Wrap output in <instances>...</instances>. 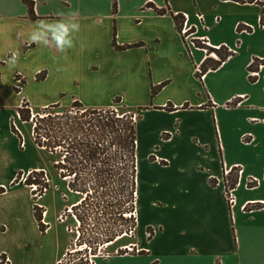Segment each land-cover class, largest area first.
I'll return each mask as SVG.
<instances>
[{"label": "crops", "instance_id": "crops-1", "mask_svg": "<svg viewBox=\"0 0 264 264\" xmlns=\"http://www.w3.org/2000/svg\"><path fill=\"white\" fill-rule=\"evenodd\" d=\"M32 1L35 19L22 0H0V182L10 185L18 172L24 180L29 173L42 171L48 191L33 200L21 180L13 185L23 186L31 196V219L26 210L2 208L0 224L20 225L17 238L6 247L0 245V255L10 264H58L64 256L62 235L69 229L57 220L61 193H65L64 188L58 192L61 177L53 169L57 153L36 145L29 122L18 117L17 109L25 100L29 109L54 106L57 114L68 112L77 102L87 110L119 107L136 115V221L128 224L133 234H114L104 247L125 237L130 240L125 239L124 246L145 253L119 255L139 256L149 264H264V208L256 207L264 204V41L253 40L257 31L240 32L256 24L264 0H150L156 9L167 11L164 15L147 8L144 0H117L115 13L114 0L101 9L94 5L104 0H74L60 15L43 13L42 0ZM72 13L77 14L80 30L66 54L30 42L29 31L37 22L70 20ZM169 13H187L192 23L194 14H201L208 27L198 30L197 36H205L211 48L223 46L234 54L217 69H209L200 81L195 72L206 58L216 60V55L187 49ZM98 17L104 19L102 24ZM114 25L119 46H140L114 50ZM241 36L247 43L241 42ZM228 66L221 76L211 77ZM249 67L258 73L254 83L249 82ZM43 72L44 79L36 81ZM3 73H8V80ZM15 74L28 83L19 86L18 94L23 96L19 101L13 96ZM209 79L215 92L208 94L203 86L206 83L209 88ZM162 83L161 90L151 96L152 88ZM57 122L65 127L62 119ZM56 130L53 126L55 135ZM164 134L169 135L167 139ZM233 168L241 173L233 188L236 204L230 208L222 181ZM211 179L218 185H210ZM140 184L142 229L137 224ZM6 191L0 190V196H6ZM69 200L74 201L71 206L79 203L70 195ZM34 205L41 209L43 232L35 220ZM147 228L153 232L150 238ZM112 256L116 255L108 257ZM101 259H95L97 264H102Z\"/></svg>", "mask_w": 264, "mask_h": 264}, {"label": "trees", "instance_id": "trees-1", "mask_svg": "<svg viewBox=\"0 0 264 264\" xmlns=\"http://www.w3.org/2000/svg\"><path fill=\"white\" fill-rule=\"evenodd\" d=\"M26 6L28 7V12L30 15V18L35 19L34 13H33V1L32 0H22ZM236 2H242L241 0H233ZM249 3H253L256 0H247ZM147 8L153 9L154 12H156L158 15H164L167 13L165 9H156L150 2H147L145 4ZM260 6L262 7V14L261 18L264 19V3H261ZM113 11L115 13L116 10V1H113L112 4ZM172 17L175 28L180 34L181 28H182V22L183 18L180 14L173 15L172 13H169ZM198 46H200L199 42H196ZM140 46V43L137 44H125L119 46L116 43V29L115 25L113 26L112 31V40H111V47L116 51H123L130 48H135ZM26 49V48H25ZM24 49V50H25ZM207 53L209 54H215L217 56V60H212L211 58H206L202 64L199 66V69L197 72H195V77L201 81L202 76L209 70H215L217 69L222 62H224L228 57L232 56L234 53L232 51H229L226 47L221 46L219 49H214L211 47H206ZM264 64V61H263ZM248 71H257L254 69V67H249ZM45 73H40L36 77V81H40L44 79ZM250 83H254L255 79L248 77ZM14 81L18 80V75H14L13 77ZM24 82V79H23ZM165 84L162 83L154 88H152L151 96L155 95L157 92L161 90V88ZM14 93L18 94L19 90L15 87H13ZM118 98L114 99V103H118ZM235 104V103H234ZM233 104V105H234ZM54 106H49V108H53ZM80 107L77 102H74L72 104V108ZM84 112V115L78 116L82 117L85 120L86 124L83 126L82 124H79L77 126L76 120L78 119L76 116H72L67 120L68 127H62V124H58L57 126V132L59 133V136L65 137L63 140L58 138L57 133L56 135L52 131V127L54 124V119L49 118L48 116L41 118V123H45V125H42L43 129H46L48 134H46V139L44 142H41L40 138L42 135L38 133L40 132V126H37L35 124V127L33 128V137L34 141L37 142L38 146L44 147L46 150L51 151L58 147V146H65L67 145V148L72 151V155L74 156V163L70 166V172L75 173V177L73 180H71V184L68 185V188L79 194H83L85 197L89 195V192L92 191L94 195H100L101 197H106V194H109L110 197L116 196V202L109 200L105 202V207L107 205L108 208L111 210L113 209L114 205L117 207V213L115 214L117 222H120V227L118 228L116 225H113L112 228L117 229L118 231H115V236H120L122 233H126L128 231V224L135 225V221L132 217L125 218L123 214H127L134 211V199H135V173H136V158H135V131H134V123L135 120H132L131 114H123L120 118H118V121H109L101 120L100 124L98 126L93 125V117H101L102 115L107 114H113V109H106V110H87ZM17 113L19 115V118L21 121L28 122L30 118V112L27 108V102L23 100L21 106L17 109ZM69 117L71 116L68 112L62 113L59 116ZM69 115V116H68ZM72 119V123H71ZM45 121V122H44ZM122 121V124L119 125V122ZM125 121V123H124ZM68 122H70V126L68 125ZM38 125H40L38 123ZM62 127V128H61ZM87 127L88 131H93V129L96 131H100V133H97V138L94 137L93 133L90 132L89 136H87ZM72 130V131H69ZM84 130L85 135L82 133ZM12 131L16 133L15 128L12 126ZM71 132H73L71 134ZM51 133V134H50ZM70 134L72 135L71 138ZM83 134V137L80 135ZM68 136V137H67ZM168 134H164L162 137L164 139L168 138ZM37 137V138H36ZM82 137V139H81ZM94 137V138H93ZM113 152V157L109 156L108 153ZM108 156V157H107ZM116 162V173L112 174L114 172L113 166L111 163ZM162 165H165L164 161L160 162ZM54 168L56 170L59 169V165H54ZM238 169L233 168L228 175L224 176L223 183L226 186L227 189H233L237 183L238 180ZM20 174H18L19 176ZM35 176H38V180L40 182H37L38 180H35ZM17 176V177H18ZM41 176V177H40ZM17 177L12 185L17 183ZM62 177V176H61ZM41 178H43V173L41 171L39 172H31L29 173L25 180L24 184L26 186L31 185H37L40 189L39 193L41 192L42 188H48V184L43 183ZM116 180V182H115ZM210 185L215 187L217 185L216 180L211 179ZM115 188V190H114ZM1 188L0 190H2ZM113 191V192H112ZM36 193H33L32 191V197L33 200H36L38 197H36ZM40 197V196H39ZM86 205V198H82L78 204L73 206L74 208L78 206ZM98 205H104L103 201L98 202ZM105 207L101 206V210ZM257 208H264V204H257ZM247 209V208H246ZM35 210L41 211L39 207L36 205L33 206V214L35 217V220L39 224V228L41 232H43L42 228V217L41 212H39L38 216L35 215ZM76 211V209H75ZM133 220V222H132ZM128 227V228H127ZM152 232L150 228H147V233ZM149 235V234H148ZM151 237V233L148 236ZM106 240L101 241V243L97 242L98 246L104 245L110 241H112L113 237L111 239H108L105 235ZM95 247L93 248V251H95ZM123 251H120V254H123ZM139 254H144V251H139ZM0 257L5 259V255L1 254Z\"/></svg>", "mask_w": 264, "mask_h": 264}, {"label": "rangeland", "instance_id": "rangeland-1", "mask_svg": "<svg viewBox=\"0 0 264 264\" xmlns=\"http://www.w3.org/2000/svg\"><path fill=\"white\" fill-rule=\"evenodd\" d=\"M115 1H116V8H117L118 1L117 0H115ZM73 2H74V0H42V4H43V6H42L43 11L42 12L43 13L49 12L52 15H54V14L60 15V13H63L64 11H66L68 9L69 5H71ZM106 2H108L109 5H111L110 0H107V1L104 0L103 2H95L94 7L97 6L100 9L104 8ZM98 21L100 22V24H102L104 22V19L102 17H98L97 22ZM216 21H217V18L215 17L214 18L215 24L218 23ZM250 27L252 28L251 32L257 31V34H256V36L254 35L253 40H263L264 41V29H260L258 27V20H257L255 25H250ZM211 28H212V25H211ZM211 28H209V29H211ZM245 34H248V33H245ZM240 40H241V42L243 41L244 43H247V41L245 39H243V36L240 37ZM253 40H251L250 42H256ZM116 43H117V40H116ZM207 55H208V53H207ZM216 60H217V56H216ZM17 66H15V67L18 70ZM227 68H229V66L220 70L216 74L211 75V77L221 76ZM17 70H13V73H19L20 75L25 77V79L27 78L26 75H24L22 72H18ZM15 75H17V74H15ZM6 78L8 80V73H3V79H6ZM11 80L13 81V79H11ZM220 80H221V78H218L215 82H218ZM26 83L27 82L24 80L23 85ZM213 83H214V81L212 79H209L207 81V85L209 86V88H206V83L205 84L203 83L204 84L203 88H204L205 93L209 94V91L211 93L215 92V90L213 88L214 86H212ZM13 96L15 97V99L17 101H19L20 98L23 97L19 94L16 95L15 93H13ZM27 108L30 112V118L28 121L30 127L32 128V125H34V124H36L37 126H40L41 127L40 132L38 133L37 137L39 136V134H41L42 135L41 137L45 136V139L47 138L46 134H48V132L46 129L42 128V125H45L46 122L41 123V121H40L41 119L39 116H42V114H44V113L50 112L48 115V119L49 118L54 119V124H53L54 127H57L58 124H60L57 122V119H62L63 125L65 127H68V126H66L67 120L73 116V115L72 116L68 115L69 117L64 118V115L59 116L60 114H57V112L54 108H49V107H46L42 110H35V109L32 110V109H29L30 107H29L28 103H27ZM116 108H117L116 109L117 112H114L112 115L107 114V116L102 115L101 117L100 116L99 117H97V116L93 117L92 118L93 119L92 126L95 124H96V126H98V124H100L101 120H106V119H108L109 121L113 120L116 122L119 120L118 118H120V116L123 113L127 114L124 109L119 108V107H116ZM31 113H33L34 117L31 116ZM131 115H133V114H131ZM76 117L78 118L76 120L77 126H79V124H82L83 126L86 124V122H85L86 119H84L82 117H78V113H77ZM58 121H60V120H58ZM23 122H25V121H23ZM38 123L40 125H38ZM71 123H72V119H71ZM71 123H69L68 125L70 126ZM124 123H125V121H124ZM120 124H122V121L119 122V125ZM88 128L89 127H87V136H89V134L91 132V131H88ZM69 131H72V130H69ZM82 131H83L82 133L85 135L86 134L85 131L84 130H82ZM96 132L100 133V131L99 130L96 131V129L95 130L93 129V131L91 133H93V135H95L94 137L97 138L98 136H97ZM72 133L73 132H71V134ZM83 134H80V135L83 137ZM57 135H58L57 137L62 139V140L65 138L63 136H59L58 132H57ZM82 137H81V139H82ZM33 140H34V137H33ZM34 143L36 145H38L36 141H34ZM113 152L114 151L111 150V152L108 153V155L113 157L112 156ZM59 155H60L59 152L57 154H55V156H56L55 160L59 157ZM111 165L113 166V170H114V172H112V174H115L116 169L114 168V166L116 167V162L111 163ZM141 167H142V162L140 160V168ZM53 169L55 170V172L58 173V171L54 168V166H53ZM54 170H53V172H54ZM141 173H142V170H140V172H139L140 177H141ZM18 174H19V172L16 174V177L18 176ZM58 175H59V173H58ZM16 177H15V179H16ZM20 178H21V174L17 177V182L19 180H21L23 182L24 177H22V179H20ZM34 178H35V180H38V176L34 175ZM15 179L10 183V185L13 184ZM58 179H59L58 184L60 186L58 192L60 193L61 188L62 189L64 188L63 191H65V193H63V192L61 193L63 195V197H62V209L60 210L59 216H62V218H63V223H64L63 225H66L69 227L68 234L64 233V235H62V239L64 241L66 240L65 245H64V249H63L64 256L61 258L63 264H71V261H72L74 255L87 254V248L88 247L90 248V254L91 255L96 254L98 251V248H100V247H102L103 253H108V254L113 253V255H114L116 250H119L120 247L124 246L122 244L124 242V240L125 239L130 240V239L124 237L122 240L117 241L116 243H114V245H111L110 247L108 246L107 248L104 247V245L98 246V244H96V243L97 242L101 243V241H105L106 240L105 235L107 237H109L108 239H111V236H114L115 231H118L117 229L112 228L113 225L117 226V224H120V222H117L116 216H115V214L117 213V210H118L117 207L114 205L112 210L110 208H108L107 205L105 207L106 201L112 200V201L116 202V199H117L116 196L111 198L109 194H106V197H101L100 195H94V193H92V191L89 192V195L87 197H85L83 194H79V193L75 194V192L70 193L68 191V185L71 184L72 182L68 179L67 180H63L60 178H58ZM37 182H40V180H38ZM50 182L52 183L51 177H50ZM115 182H116V180H115ZM0 183H3L5 186H7V187L0 186L1 188H3V189L5 188L7 190L6 196H3V197L0 196V214H1V212H2L1 210H2V208H4V206H5V208H7L9 206H14V212L15 211L25 212V210L28 211V216H29L28 220L30 221V219H31L30 218V207L32 206V204H31V196L27 194L26 188H24L23 186L19 187L17 185H15V186L12 185L10 187V185L7 183V181H3ZM114 190H115V188H114ZM39 191H40V189L36 185V190L33 191V193L37 194L36 197L43 195V193L42 192L39 193ZM30 193H31V191H30ZM52 195H53V193H52ZM52 195L49 194L45 198V200H43L41 202H45ZM55 195L57 196V194H55ZM69 195L74 197L75 201H78V202H80V200L82 198H86V205L78 206L76 208L72 207L70 209L69 207L71 206V203H74V201L71 202L69 200ZM100 201H103L104 205H98V202H100ZM142 201H143V191H142V185L140 184L139 200L137 202V211H138L137 224L139 221V223L141 224V229H142V224H143L144 219H145L144 216L142 215ZM101 206H103L105 208L101 210ZM75 209H76V211H75ZM68 210H71V211H68ZM6 214H11V213L6 212ZM38 214H39V211L35 210V215L38 216ZM74 215H75V218L73 217ZM58 218L59 217H57V220L59 221ZM75 220H77L79 222V224H75ZM24 221L25 220L23 218V222ZM132 222H133V220H132ZM18 225H20V224H0V245L2 247H6V245L11 240L14 241L17 238L18 232L16 230V227ZM75 227H77V230L79 232V237L77 239H76L77 234L74 232ZM70 229H72L73 232H71ZM233 229H234V226H233ZM150 233L152 236L153 232H150ZM150 233H147V234L150 235ZM233 234H234V236L236 235L235 230H233ZM149 235H147V236H149ZM85 243H86V249H83L84 248L83 244H85ZM94 247L96 249L95 251H93ZM103 248H106V249L103 250ZM71 252L73 254H71ZM119 254H120V251H118V255L112 256L110 258L108 257L107 259H101L102 261H99V262H102V264H149L145 258H142L139 256L131 258V257H128L127 255L124 256V255H119ZM95 264H97V260L95 261Z\"/></svg>", "mask_w": 264, "mask_h": 264}, {"label": "built area", "instance_id": "built-area-1", "mask_svg": "<svg viewBox=\"0 0 264 264\" xmlns=\"http://www.w3.org/2000/svg\"><path fill=\"white\" fill-rule=\"evenodd\" d=\"M144 1H145V4L147 2H150V0H144ZM180 15L183 18L182 28H181V31H180V37L182 39V42L186 46V48L187 49L199 50V51H202L204 54H207L206 47H209V45H208V41H207L206 37L205 36H197L198 30H205L206 31V29H207V27L205 26L204 21H203V16L201 14H199V13H195L194 14V18H195L196 22L192 23L191 20H190L191 17L189 16V14L182 13ZM257 20H258V27L260 29H264V19L259 17ZM238 29H239V26H238ZM251 31H252V28L250 26H249V28H246V27L242 28V29L240 28V32L241 33H249ZM196 42H199L200 46H198L196 44ZM219 48L220 47H214V49H219ZM228 50L232 51L234 53V50H232V49H228ZM251 64L253 65L254 62L252 61ZM260 68L261 67L258 66V69H260ZM248 77L256 79V78H258V73L254 72V71H248ZM22 84H23V79L21 78L20 75H18V80L14 81V86L13 87L17 88L20 91L19 86H21ZM263 90H264V86H263ZM85 111L86 110L84 108H80V107L72 108L71 107L68 110V113L71 116L72 115L73 116H77V113H78V116H82V115H84ZM113 111L117 112V110H115V109H113ZM48 115H49V113H44V114H42V116H39V117L41 119V118L46 117ZM31 116L34 117L33 113H31ZM132 116H133L132 120L133 121L136 120V115L133 114ZM34 127H35V124L32 125V136H33V128ZM40 140H41V142L45 141L44 138H41ZM49 152L50 153H58L59 152V154H60L59 157L55 160V164L54 165H59V169L57 171H58L60 177L62 176L61 179H63V180H67L68 179L70 181L73 180L74 177H75V173H71L70 172V166L75 161H74V156L72 155V151L67 148V145L58 146V147L54 148L52 150V152L51 151H49ZM231 170H227L225 172V175H228ZM240 173H241V171L238 170L237 174L239 175ZM24 180H23V182H24ZM41 180H42L43 183H46V184L48 183V180H47L46 176H43V178H41ZM222 183H223V181H222ZM217 185H218V181H217ZM28 187L30 188L31 192L36 190V185H31V186H28ZM47 191H48V189H46V188H42L41 189V192L43 193V195L46 194ZM223 194H224L223 195L224 199H225L226 203L228 204V206L230 208L235 206L236 200H235V196H234V193H233V189H227L226 186L224 185V183H223ZM73 206H75V205H72L70 207V209ZM68 211H71V210H68ZM123 216L125 218L132 217L134 219V221H136L135 212L134 211L130 212V213H127V214H123ZM73 217L75 218V215ZM58 219H59L60 222H63L62 216H59ZM75 221H76L77 224H79V222L77 220H75ZM70 231L73 232L72 229H70ZM74 232L77 234V236H76V239H77L79 237V232L77 230V227L74 228ZM123 234L131 236L133 234L132 229L128 228V231L126 233H123ZM83 246H84L83 249H86V243L83 244ZM101 248L102 247L98 248V251H97L96 254L91 255L90 254V248L88 247L87 248V254L74 255L73 259L71 261V264H95V259L97 257H101L103 259H106L109 256V254L108 253H103ZM134 248H135V246L134 247L133 246L120 247L119 250L115 251V255H118V251H123L124 252L123 254L138 253V250H134ZM71 254H73V253L71 252ZM0 264H10V263H9V260H8L7 257H5V259L0 257ZM58 264H63L62 260L59 261Z\"/></svg>", "mask_w": 264, "mask_h": 264}, {"label": "clouds", "instance_id": "clouds-1", "mask_svg": "<svg viewBox=\"0 0 264 264\" xmlns=\"http://www.w3.org/2000/svg\"><path fill=\"white\" fill-rule=\"evenodd\" d=\"M72 19L57 22L39 21L29 31V40L32 43L46 47H55L62 54L74 47V36L80 30V24L75 19L76 13H72ZM13 57V62L15 61Z\"/></svg>", "mask_w": 264, "mask_h": 264}, {"label": "bare ground", "instance_id": "bare-ground-1", "mask_svg": "<svg viewBox=\"0 0 264 264\" xmlns=\"http://www.w3.org/2000/svg\"><path fill=\"white\" fill-rule=\"evenodd\" d=\"M124 236V235H123Z\"/></svg>", "mask_w": 264, "mask_h": 264}]
</instances>
